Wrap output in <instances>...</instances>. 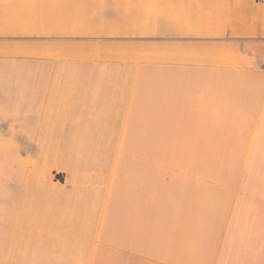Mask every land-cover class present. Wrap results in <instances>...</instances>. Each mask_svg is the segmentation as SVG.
Returning <instances> with one entry per match:
<instances>
[{
  "label": "crops",
  "instance_id": "1",
  "mask_svg": "<svg viewBox=\"0 0 264 264\" xmlns=\"http://www.w3.org/2000/svg\"><path fill=\"white\" fill-rule=\"evenodd\" d=\"M0 264H264V0H0Z\"/></svg>",
  "mask_w": 264,
  "mask_h": 264
}]
</instances>
